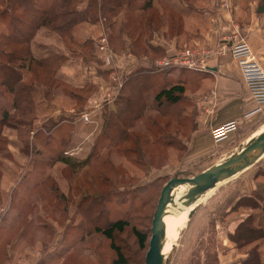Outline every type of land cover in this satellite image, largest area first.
<instances>
[{
  "label": "rangeland",
  "instance_id": "rangeland-1",
  "mask_svg": "<svg viewBox=\"0 0 264 264\" xmlns=\"http://www.w3.org/2000/svg\"><path fill=\"white\" fill-rule=\"evenodd\" d=\"M121 11L112 18V31L117 33L128 24L132 28L138 19L137 12L123 18ZM149 14L153 18L159 12L153 8ZM166 16L169 19L170 14ZM93 26L96 27L92 31L94 37L85 38L94 40L93 53L98 63L111 67L105 64L97 50V41L103 37L108 41L110 29L103 19ZM0 29L6 30L5 27ZM76 31L79 42L83 31ZM49 32L51 40L43 41L39 37L34 44L38 45L37 49L35 45L38 57L49 54L46 70H57L53 73L61 79L53 97L38 101L37 108L19 101L17 111L10 107V99L7 102L0 97L2 106L10 109L11 125H15L13 128L0 127V264H112L115 253L110 242L96 229L117 220L126 221L128 226L123 232L114 234L115 245L124 252L129 264H144L162 188L176 175L189 178L196 174L194 171L190 174L184 167L181 152L172 156L171 149L163 146L169 129L163 126L161 130L159 126L168 124L170 115L180 114L185 103L192 99L183 97L178 105L157 106L153 101L154 93H148L145 97L147 108L138 120L140 105L130 96L127 108H124L126 105L123 109L116 106L115 114L107 120L109 126L105 132L107 121L103 113L115 101L125 76L121 70L110 71L112 90L89 98L84 110H92L94 101L100 107L91 115L89 123H83L78 119L80 105L73 100L74 103L58 104L54 95L59 93L68 98L65 93L73 92L85 97L91 82L85 68L101 66L84 65L76 44L68 39L61 40L56 32ZM42 37L48 38L47 34ZM121 38L127 40L123 33ZM112 40V45L108 42L112 59L113 55H124L116 52L121 50L119 46L115 49L119 40ZM42 42L51 44L47 47ZM134 56L149 58L142 53ZM161 58L157 56L154 60ZM154 60L149 59L147 63ZM74 63L80 69L78 72L75 68L76 75L81 76L77 77L78 81L67 83L61 66ZM113 77L116 78L113 80ZM40 102L43 103L39 105ZM55 103L58 107L74 109H57ZM64 157H71L83 165L73 172L59 162ZM228 181L197 204L200 207L196 213L175 235L164 264H226L225 257L231 252H235L234 257L227 264H242L250 256L249 251L255 244L238 249L232 235L238 224L254 213L252 207L264 197V186L259 185L251 191L250 185ZM178 200L172 209L180 208ZM251 225L256 226V220ZM133 229L147 235L145 249L139 247ZM260 256L264 264V255Z\"/></svg>",
  "mask_w": 264,
  "mask_h": 264
},
{
  "label": "crops",
  "instance_id": "crops-1",
  "mask_svg": "<svg viewBox=\"0 0 264 264\" xmlns=\"http://www.w3.org/2000/svg\"><path fill=\"white\" fill-rule=\"evenodd\" d=\"M88 1L84 0L86 4ZM161 1L153 0L151 6L152 9L158 10L160 18H162L160 28L154 33L151 42V45L159 50V56L168 57L183 47L210 51L204 70L168 69L170 73L163 81V83L167 82L169 84H182L185 87V95L187 98L192 99L190 104L184 105L185 117L189 118L191 116L190 130H187V137H180V141L185 147L181 151L183 165L190 174L194 171L197 175L224 161L264 126V105H258L250 97L238 65L231 59L228 52L225 51L222 55H217L216 50L221 41H224L227 46L245 41L264 71V0H229L230 11L222 8L215 0H163V6H161ZM259 7H262L263 10L258 11ZM163 9H166V11ZM149 12L148 9L140 11L143 14ZM173 12L180 13L182 16V31L179 34L169 33L171 24L166 15ZM121 14L124 18L127 11L122 10ZM0 23V27L3 29L4 26L2 22ZM77 29L83 31V37L89 35L92 38L94 37L92 31L96 27L79 25ZM49 31L46 27L37 29V35L33 37L31 42L34 56L44 62L49 60V54L38 57L35 52L38 45L34 42L39 37L43 41L51 40L52 34ZM45 34L48 36L47 39L42 37ZM53 36V38H57L56 35ZM124 41L127 40L124 39ZM41 44L49 47L51 43L42 42ZM149 59L154 60L153 57H136L124 53L122 56L113 55L111 67L102 66L101 72L93 66L86 67L84 72L89 76L87 79L91 80L90 83L94 87V92L89 98L92 95L102 96L112 90L113 84L111 80L109 81L112 75L109 76V71L117 72L121 70L123 75H127L137 67L146 65ZM154 61L149 63L152 69ZM84 65L86 64L84 63ZM66 66L64 64L61 66L63 79L67 83L78 81L75 70L77 68L78 72L80 71L78 64L74 63L68 67ZM79 75L81 76V74ZM59 77L61 76L59 75ZM70 78H73V80ZM54 100L58 104L65 101L73 102L59 93H55ZM56 108L64 111L74 109V107L68 108L60 105ZM229 121H237V131L230 134L225 141L214 143L211 138V130ZM177 152L176 149L170 150L172 156L177 155ZM232 180L235 185L236 183L238 185H250L251 191H255L259 185L264 186V155L249 169L236 175ZM258 204L260 207L264 206L263 198ZM253 212L250 216H253L257 222L264 220L261 208L253 209ZM234 253L231 252V255L225 257L227 263H230L229 260L233 259ZM259 253L264 255L263 245L260 246Z\"/></svg>",
  "mask_w": 264,
  "mask_h": 264
},
{
  "label": "trees",
  "instance_id": "trees-1",
  "mask_svg": "<svg viewBox=\"0 0 264 264\" xmlns=\"http://www.w3.org/2000/svg\"><path fill=\"white\" fill-rule=\"evenodd\" d=\"M152 2L153 0H89L86 4L84 0H0V21L6 29H0V97L2 99L5 98L7 102L10 99V107L14 111H17L19 101L34 104L37 108L38 101L45 99V97H53V92L60 87L61 79L53 73L57 70H46L45 62L38 60L31 49L32 39L37 29L41 27H46L50 31L58 33L61 40L68 39L71 43L76 44L77 50L81 54L79 58L85 64L93 63L96 66H101L97 68L99 72L102 70V63H98L99 60L97 61L94 57V40L83 37L81 41L78 40L79 42H77L75 36L77 33L75 31L78 30L77 26L81 24L93 26L103 19L105 26L110 29L108 42L112 45V39L117 38L119 40L115 49L117 50V46H119L121 50L116 51L114 49L117 53L129 51L134 55L142 53L144 56L153 58L159 56V50L155 49L150 41L154 33L159 30L162 18H160L159 14L152 18L149 13H140L142 9L143 11L152 10ZM122 9L127 11V15H132L137 11L138 19L135 22L136 25L134 24L132 28L128 24L126 28L119 30V33H117L112 31L114 29L112 18ZM181 17L180 13H170V34H179L182 31ZM6 18H8V22ZM122 33L127 37V42L121 38ZM153 70L147 63L143 67H137L123 77V85L115 101L103 113L104 120L107 121L110 116L113 117L116 112V106L123 109V106L126 105L124 108H127V100L130 96L135 97L136 104L140 105L138 120L143 117L147 108L145 97L148 93H154L153 101L157 106L165 103L175 106L182 102L183 97L187 98L185 87L182 84L163 83L165 77L170 73L168 69L158 72ZM86 90L85 94L87 95L85 97L76 95L73 92L65 93L70 100L80 105L77 108L79 111L86 109L89 95L94 92L93 85L91 83L87 85ZM38 96L39 98H37ZM42 103L40 102L39 105ZM188 103L190 104L187 101L185 105ZM162 115H160L161 118H163ZM10 116V109L0 103V127L13 128L15 126L11 125ZM190 118L191 116L189 118L185 117L183 109L180 114H171L169 120H165L168 124L159 125L161 130L163 126L165 129H169V131H166V133L169 132L168 139H163L164 147L176 149L178 152L184 150L185 147L180 141V137H187V130H190ZM107 123L108 121L105 125V132L108 131L109 125L107 126ZM59 162L73 172L78 171L83 165V163H76L71 157L61 158ZM259 208H261L264 215V206L260 207L258 202L252 207V209ZM254 220L256 219L253 216L246 218L238 224L232 235V241L238 246V249L255 244L251 248L252 250L250 249L249 251L248 255L250 256L244 259L242 264L263 263L260 256L263 253H259V248L261 246L260 243H264V223L259 220L258 222L256 221V226H252L251 224ZM127 226L128 223L126 221L117 220L109 223L104 228L96 229L98 233L110 242V247L115 253L112 264H129L124 252L114 243V234L123 232ZM133 234L139 247L145 249L148 240L147 235H143L135 229H133Z\"/></svg>",
  "mask_w": 264,
  "mask_h": 264
},
{
  "label": "built area",
  "instance_id": "built-area-1",
  "mask_svg": "<svg viewBox=\"0 0 264 264\" xmlns=\"http://www.w3.org/2000/svg\"><path fill=\"white\" fill-rule=\"evenodd\" d=\"M222 8L231 10L229 0H215ZM97 50L102 55L107 66L111 65V55L109 52L108 41L101 38L97 41ZM217 55L228 52L231 59L236 62L241 72L244 85L250 97L258 104L264 105V71L255 59L253 51L247 42L241 41L227 46L221 41L216 48ZM210 51L207 49H197L193 47H183L170 56L154 61L153 71H164L172 68H181L186 70H204L206 68V59ZM116 77H113V80ZM92 110H83L79 113L78 119L83 123H89L91 115L100 107L97 101H94ZM238 129L237 121H229L219 127L211 130V138L214 143L225 141L230 134Z\"/></svg>",
  "mask_w": 264,
  "mask_h": 264
},
{
  "label": "water",
  "instance_id": "water-1",
  "mask_svg": "<svg viewBox=\"0 0 264 264\" xmlns=\"http://www.w3.org/2000/svg\"><path fill=\"white\" fill-rule=\"evenodd\" d=\"M262 10L263 8L259 7L258 11ZM262 155H264V132L251 136L224 161L197 175L189 178L176 175L171 178L162 188L156 205L144 264H164L165 262L161 253V240L164 236L162 217L167 204L172 203L171 192L175 187L181 185L188 186V191L181 195L180 200L185 201L183 205L192 203L194 200H197L199 195L216 188L218 183L223 184V182L240 174L244 169L254 165ZM196 210L197 208L189 213V220Z\"/></svg>",
  "mask_w": 264,
  "mask_h": 264
},
{
  "label": "bare ground",
  "instance_id": "bare-ground-1",
  "mask_svg": "<svg viewBox=\"0 0 264 264\" xmlns=\"http://www.w3.org/2000/svg\"><path fill=\"white\" fill-rule=\"evenodd\" d=\"M261 132H264V126L262 127V129L259 132H257L253 136L258 135ZM262 157H263V155H262ZM249 168L244 169L242 172L246 171ZM223 183H225V182H223ZM221 184L218 183L216 186L218 187ZM216 188L208 190L207 192L199 195L197 200H194L192 203H188V204H184V205H183V203H185V201H181L180 197H181V195H183L184 193H186L188 191L189 187L186 185H181V186L175 187L172 190V192H171L172 203L167 204V206L164 210L163 217H162V222L164 225V236L161 240V245H162L161 253H162L164 259L166 258L168 251L173 246L174 237L177 234L178 230L180 228H182V226L186 223L189 213L196 208L198 210L200 205H197V204L202 202L209 195V193L211 191L215 190ZM176 200H178V203L181 204V206H180V208L178 207L177 209H172L173 207H176V206H174V205H176L175 204ZM196 211L193 213V215L196 213ZM193 215H192V217H193Z\"/></svg>",
  "mask_w": 264,
  "mask_h": 264
}]
</instances>
